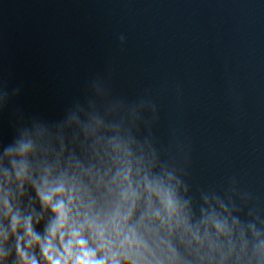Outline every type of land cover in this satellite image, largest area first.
Segmentation results:
<instances>
[{
  "label": "water",
  "instance_id": "95a60500",
  "mask_svg": "<svg viewBox=\"0 0 264 264\" xmlns=\"http://www.w3.org/2000/svg\"><path fill=\"white\" fill-rule=\"evenodd\" d=\"M93 82L153 100L194 195L234 177L264 214V0H0V141Z\"/></svg>",
  "mask_w": 264,
  "mask_h": 264
},
{
  "label": "clouds",
  "instance_id": "9594fccd",
  "mask_svg": "<svg viewBox=\"0 0 264 264\" xmlns=\"http://www.w3.org/2000/svg\"><path fill=\"white\" fill-rule=\"evenodd\" d=\"M76 99L0 141V264H264V214L233 177L192 193L145 95Z\"/></svg>",
  "mask_w": 264,
  "mask_h": 264
}]
</instances>
